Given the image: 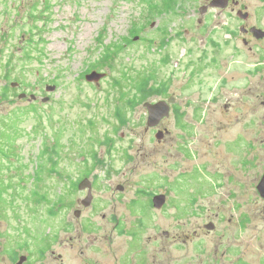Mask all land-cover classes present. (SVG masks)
<instances>
[{"label": "rangeland", "instance_id": "obj_1", "mask_svg": "<svg viewBox=\"0 0 264 264\" xmlns=\"http://www.w3.org/2000/svg\"><path fill=\"white\" fill-rule=\"evenodd\" d=\"M244 1L253 11L262 4ZM13 2L11 15L0 13V93L16 82L39 99L34 113L9 87L0 111L6 153L0 170L14 175L13 189L0 203L5 264H12L11 251L29 255L30 264H145V249L157 264H264V200L251 183L264 172V107L262 132L247 134L254 148L245 149L250 162L240 188L221 179L223 187L214 194L217 177L233 160L224 147L203 146L211 137L207 101L217 99L222 79L224 100L215 104V116L221 103H231L246 126L253 121L257 90L245 79L260 81L264 102V69L257 75L253 70L264 62V43L262 56L240 53L232 61L244 45L225 27L236 28L238 21L235 16L221 20L214 11L203 16L199 9L205 0ZM6 3L11 0L0 1V11ZM24 14L25 21L32 16L30 24L20 22ZM259 18L264 23V14ZM92 71L107 73L99 86L85 80ZM141 75L152 76L150 87L165 93L149 90L146 102L168 94L178 99L176 113L164 124L171 134L162 142L157 131H145V102L134 109L125 106L136 95L135 79ZM46 85L58 89L49 94ZM43 97L51 100L43 103ZM195 100L203 106L198 113ZM119 109L125 124L117 119ZM106 137L114 141L111 154L103 144ZM92 153L103 160L102 167L91 170ZM84 156L88 164H81ZM87 170L111 179L96 180L97 202L78 222L75 211L86 196L72 187ZM118 185L127 188L121 192ZM230 191L240 196H228ZM160 193L170 202L162 212L148 202ZM210 222L215 230L201 235L204 241L189 243L192 233L199 227L204 233ZM72 237L73 245L67 243Z\"/></svg>", "mask_w": 264, "mask_h": 264}, {"label": "flooded vegetation", "instance_id": "obj_2", "mask_svg": "<svg viewBox=\"0 0 264 264\" xmlns=\"http://www.w3.org/2000/svg\"><path fill=\"white\" fill-rule=\"evenodd\" d=\"M2 1V0H0ZM214 0H205V3L203 4L201 8L203 7H207V11L204 15L208 14L209 11H214L216 12V16L221 19V20H229L230 18H232V16L236 17V21H238V26L236 28L233 29H229L227 27H225L226 29V33L230 35L231 39L237 38V37H241V41L244 45L243 51H238V52H234L233 56H232V61L239 56V54H255L258 56H262L260 53V45L262 43H264V23L262 22V19L259 18L262 14H264V0L262 1L261 5H257L255 8V11H253L252 7L250 4L246 3L244 0H227V5L225 8L222 7H212L211 4L213 3ZM16 7V5L14 4L13 0H11V4L9 6L8 3H6V5L3 7L2 11H0V13L4 14V15H11L12 11L14 10V8ZM19 11L25 9V8H18ZM199 9V11H200ZM203 15V16H204ZM25 14L23 15L22 19L20 20L21 23H27L30 24L32 21V16H28L27 20L25 21ZM198 23H202V20H198ZM27 34H23L22 36V40L23 42L27 40ZM264 69V62H260L258 63L254 70L255 75L259 74L261 72V70ZM106 79V78H105ZM225 80L226 79H222L221 82L218 84L217 87V99L215 100L214 97H212L211 99H209L207 101V106H206V116H207V120L209 122V131L211 133V137L210 142L207 143L206 145H203L204 147H210L213 145H218L221 147H224V154L227 158H231L233 160L232 166L231 168L223 171V175H220V177L216 174H214L217 179L215 181V189H214V194L217 195L218 191L217 189L223 187V185L220 184V180L221 179H226L228 184L235 182V189L240 188V182L243 181V174H244V170L246 167V163L250 162L248 161L246 156H249L251 153L245 152V149L247 148L248 150H252L254 148V144L252 143V141L250 139H248L247 134L248 133H254V134H258L262 132V125H261V107H264V102L261 101V88L259 87L260 85V81H252L250 78H246V82H248L249 85H254L255 90H257V97L255 99V104L253 105L252 111H253V121L248 122L250 125H245L244 122V116L240 113V111H234L231 103H221L219 105L220 108V116L216 117L215 114L217 113V110L215 109V104H218L220 101L223 102L224 99V88L226 86L225 84ZM103 81V80H102ZM101 81V82H102ZM100 82V84H101ZM16 83V82H14ZM13 84V83H12ZM12 84L6 85L3 89L2 92L0 93V111L4 110L5 107V102L7 100H9V93L12 90L15 92V97L18 99V102L24 103L27 102L28 105L31 107V109L33 110V112H36V105L38 103V99L39 96L36 94V92H25L23 89L22 84L20 83H16L18 84L17 86L13 87ZM208 84V83H207ZM92 85H96L94 83H92ZM48 85H46L47 87ZM50 86H57V85H50ZM99 86V85H96ZM196 86V84H195ZM11 87V88H9ZM46 87H45V91H46ZM195 88V87H194ZM58 89V87H57ZM250 89V88H249ZM57 91V90H56ZM55 91V92H56ZM207 91L212 94L215 91L214 88V84L210 83L209 87L207 89ZM240 91V90H238ZM47 92V91H46ZM53 92V93H55ZM48 93V92H47ZM25 94L26 97L25 98H20L21 95ZM52 94V93H49ZM165 94V93H164ZM198 93L195 94V96ZM35 95L37 98L36 99H32V96ZM173 98V104L170 105V116L163 118L156 126H152L149 127L148 125V117H147V124H146V129L145 131H152L153 133L155 131H157L158 135L160 136V139L156 136V138H158L159 142H162L166 136H169L171 134V131L164 127V124L166 122V119H170L171 116L173 114L176 113V105H177V96L176 95H167L165 97H163V99L158 100V101H147L150 103H158V102H168L170 100V98ZM45 98H50V97H43L41 99V101ZM51 100V98H50ZM145 101V103H147ZM144 103V104H145ZM21 108V107H19ZM203 106L201 105V103L199 102V100H195L194 101V112H199L202 111ZM233 109V110H232ZM147 111V110H146ZM118 113V112H117ZM148 114V111H147ZM118 119V116H117ZM119 120V119H118ZM127 122V119H126ZM212 127V128H211ZM1 138V136H0ZM114 141L112 139H110L109 137H106V140L104 141V145L108 146V151L109 154H111V152L114 150V145H113ZM216 146V147H218ZM211 148H215V147H211ZM5 147L3 145V143L0 140V166H5L6 167V158H5ZM93 158V164L91 165V170L96 169L98 167H102L104 165L103 160L98 157L96 158L95 153H92L90 155ZM83 158V157H82ZM235 159V161H234ZM84 161H81L84 164H88V159L86 156H84ZM193 160V159H192ZM11 164V163H10ZM88 166V165H87ZM206 169V167H205ZM257 169H260V164L257 165ZM258 173V172H257ZM126 176V175H124ZM264 177V172L262 173V175H257L256 177L253 178L252 180V185H255L256 191L257 193L260 195V197L262 198L261 195V191L259 189V186L262 182V179ZM111 179L110 176H108L107 174L105 175H92L90 173L89 170L85 171L83 173V178L82 181L76 183H73V187L72 190L78 189L80 192H82L86 197L81 199L80 202V206L78 207V210L75 211V217L77 218L78 222L79 219L81 217V214L83 211H87L89 208L92 207V205L96 204V180H103V179ZM12 180H14V175H9L6 174L4 172V170H0V203H3V194L6 191L12 190L13 189V183H10ZM88 180L90 182L91 185H85L84 188L81 189V185L82 183ZM127 187L124 185H118L117 189L118 191H125ZM197 193L199 192L198 189H196ZM238 192L240 191H230L228 196H240V194H238ZM190 193H194L192 191H190ZM213 194V191L211 192L210 195L204 194L206 196H211ZM162 196V205L160 207L157 206L155 199L157 197ZM263 199V198H262ZM264 200V199H263ZM138 205L139 203H141V201H137ZM148 202L152 203V206L155 210L161 211L163 209H166V205H169V198L167 197L166 194L164 193H160L157 194L155 196L152 197L151 200L148 199ZM160 204V202H158V205ZM137 203H133V206L136 207ZM2 210H4V205H1L0 207ZM1 213V210H0ZM213 226V229H211L210 227ZM216 226L213 222H210V224H207L204 226L203 228V232L200 230V227L198 229H196L194 231V233H192L191 238L189 239V243L191 242H196V241H204V238L200 237L203 234H209L212 233L215 230ZM0 239H4V234L2 232V230L0 229ZM75 238H71L69 242H67L68 244H72L75 242L74 241ZM144 251H146V258H145V264H157L158 261H154L151 259V254L149 253L148 249H145ZM11 255H13L12 259H11V263L12 264H19L21 261L22 257H26V260L23 262V264H30L31 262V258L29 255H18L15 254L14 251H11L10 253ZM58 258L60 259V261H62V256H58ZM157 258V257H156ZM6 262V256H5V252L3 250L0 251V264H5ZM64 264V263H62ZM94 264H99V263H94Z\"/></svg>", "mask_w": 264, "mask_h": 264}, {"label": "water", "instance_id": "obj_3", "mask_svg": "<svg viewBox=\"0 0 264 264\" xmlns=\"http://www.w3.org/2000/svg\"><path fill=\"white\" fill-rule=\"evenodd\" d=\"M227 5V0H214L213 3L211 4L212 7H222L225 8ZM207 11V7H203L200 9V13L202 15H204ZM139 37H136L135 40H138ZM107 77V73H101L98 71H92L90 73H88L85 76V80L88 83H94L96 85H100V82L102 80H104ZM18 84L13 83L12 86L15 87ZM57 90V86H50L48 85L46 87V91L48 93H53ZM26 95L23 94L20 96V98H25ZM37 97L35 95L32 96V99H36ZM50 101V98H45L42 100L43 103H47ZM173 104V98L171 97L170 100L168 102H158V103H150L147 102L145 103L143 106L144 108L148 111V125L149 127L152 126H156L163 118L169 117L170 116V105ZM160 139V136H157ZM157 138V139H158ZM85 185H91L90 182L88 180H85L82 185H81V189L84 188ZM259 189L261 191V195L262 198L264 199V177L262 179V182L259 186ZM162 199L163 197H157L155 199V202L157 204L158 207H160L162 205ZM158 202H160V204L158 205ZM211 229H213V226L210 227ZM26 260V257H22L21 261L19 264H23V262Z\"/></svg>", "mask_w": 264, "mask_h": 264}, {"label": "trees", "instance_id": "obj_4", "mask_svg": "<svg viewBox=\"0 0 264 264\" xmlns=\"http://www.w3.org/2000/svg\"><path fill=\"white\" fill-rule=\"evenodd\" d=\"M165 2L170 4V0H165ZM174 6V5H173ZM161 12V11H160ZM137 32V31H136ZM123 45L119 44V45H114L112 48H108L107 51L105 52L103 59L106 57H110V54L112 51L115 50H119V48H121ZM151 78H153L152 76H139L137 79H135V82L137 84H134V87L136 89V95L132 98V99H127V102L125 103V106L127 108H136L138 107L140 104L144 103L148 96L149 93L148 91L150 90L153 94H164L162 93V90L159 87H150V82H151ZM124 78H128V76L126 74H124ZM118 118L119 121L123 124L126 123V114L122 113L121 109H119L118 111Z\"/></svg>", "mask_w": 264, "mask_h": 264}]
</instances>
